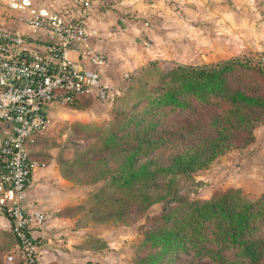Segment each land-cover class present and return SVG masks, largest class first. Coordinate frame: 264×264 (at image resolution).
Returning a JSON list of instances; mask_svg holds the SVG:
<instances>
[{"label": "trees", "instance_id": "1", "mask_svg": "<svg viewBox=\"0 0 264 264\" xmlns=\"http://www.w3.org/2000/svg\"><path fill=\"white\" fill-rule=\"evenodd\" d=\"M246 63L234 58L166 71L149 63L146 70L157 72L159 82L143 85L130 109L117 107L109 127L81 150V170L90 172L91 183L103 182L91 209L95 215L104 212L125 222L129 213L163 204L160 225L144 234L147 250L139 264H173L178 256L206 257L209 264H264V195L252 200L237 188L189 200L178 190L179 179L207 168L237 142L251 144L254 129L264 125V98L234 85L250 73L264 77V66L245 69ZM196 103L211 112L204 125L192 120L157 132L176 111L190 110L196 117ZM159 149L171 153L165 163L154 155Z\"/></svg>", "mask_w": 264, "mask_h": 264}, {"label": "rangeland", "instance_id": "2", "mask_svg": "<svg viewBox=\"0 0 264 264\" xmlns=\"http://www.w3.org/2000/svg\"><path fill=\"white\" fill-rule=\"evenodd\" d=\"M239 1L241 0H218L212 15L203 6L200 15L184 23L167 15L165 44H158L161 52L151 62L156 63L160 71H166L175 65L204 66L234 58L247 62L245 69L256 65L263 67L264 40L258 45L250 43L247 46L238 38L239 28H234V37H226L227 27L222 18L227 10H232L235 13L234 19H240ZM148 64L122 76L117 86L120 94L112 105L95 98H86L74 105L54 109L49 128L36 139L33 159L38 167L33 175H39L38 179L42 183L38 187L41 198L37 194L35 197L30 195V199L40 209L50 213L51 220L43 230L49 232V246L59 245L58 248L66 252L63 264H139V258L144 257L147 250V246L143 245L144 234L160 225L162 203L151 206L139 215L129 213L125 222L104 212L95 215L91 209L103 182L91 183L90 172L81 170L79 164L83 160L81 150L109 127L114 121L117 107L127 106L130 109L138 103L143 85L145 89L159 82L157 72L150 74L146 70ZM249 75L244 81L234 85H241L248 93H257L264 98V77L254 73ZM143 104L144 102L139 104L136 109H140ZM195 105L196 117H191L190 110L176 111L166 119L163 118L157 132L161 129L177 130L179 123L192 120L204 125V120L211 112L204 111L205 107L202 108L197 103ZM261 126L264 125L258 127ZM258 127L254 129V135ZM161 134L165 136V132ZM239 143L191 178L179 179V194L189 200H207L229 189L239 188L252 200L264 195V170L251 165L254 160L251 153L259 149L258 145L254 141L239 147ZM170 154L167 149H159L154 155L165 163ZM68 163L72 165L69 166ZM56 219L60 220V225L51 226ZM41 246L43 242L38 240L37 247ZM15 249L16 241L11 225L0 222V264H6L7 257L14 254ZM12 264H18L16 258ZM173 264L209 262L206 257L178 256Z\"/></svg>", "mask_w": 264, "mask_h": 264}, {"label": "built area", "instance_id": "3", "mask_svg": "<svg viewBox=\"0 0 264 264\" xmlns=\"http://www.w3.org/2000/svg\"><path fill=\"white\" fill-rule=\"evenodd\" d=\"M6 5L16 14L8 18L19 23L15 29L0 25V210L17 241L6 264L15 258L37 264L34 233L51 215L27 201L38 167L31 149L49 128L54 109L86 98L112 105L120 88L102 81L106 56L92 45L97 33L84 15L70 19L31 0H6Z\"/></svg>", "mask_w": 264, "mask_h": 264}, {"label": "crops", "instance_id": "4", "mask_svg": "<svg viewBox=\"0 0 264 264\" xmlns=\"http://www.w3.org/2000/svg\"><path fill=\"white\" fill-rule=\"evenodd\" d=\"M31 1L36 7L48 8L70 19H77L84 15L89 29L97 33V36L91 40L92 45L106 56L102 81L104 84L116 86L127 72L132 73L142 69L158 57L161 52L158 44L161 43V46L165 44V17L167 15L180 19L184 23L200 15L203 6L209 9L212 15L218 3V0ZM239 2L241 4V9L238 11L240 19H234L235 13L232 10H227L222 18L227 27L226 37H234V28H239L238 38L247 46L251 45L250 43L258 45L264 40V0H241ZM14 15H16L14 12L7 9L6 0H3L0 3V25L12 29L19 28L16 20L8 18ZM21 30L28 33L26 27ZM71 57L76 59V54H72ZM255 142L259 149L252 151L254 160L251 165L259 166L261 170H264V126L256 129ZM38 176H32L27 190V201L37 208H39L38 205L31 201L30 195L35 197L38 194L41 198L38 187L42 183ZM0 222L11 225L9 217L1 210ZM60 223V220L56 219L51 226H58ZM44 228L34 233L36 243L38 240L43 242V246L38 247L37 264H63L64 257L67 256L66 252L58 248L59 245L49 246L51 242L49 232L43 230Z\"/></svg>", "mask_w": 264, "mask_h": 264}, {"label": "water", "instance_id": "5", "mask_svg": "<svg viewBox=\"0 0 264 264\" xmlns=\"http://www.w3.org/2000/svg\"><path fill=\"white\" fill-rule=\"evenodd\" d=\"M75 49L79 47V44H74L73 46Z\"/></svg>", "mask_w": 264, "mask_h": 264}]
</instances>
